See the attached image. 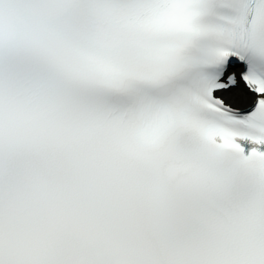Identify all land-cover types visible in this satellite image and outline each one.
Instances as JSON below:
<instances>
[{"label": "snow or ice", "instance_id": "obj_1", "mask_svg": "<svg viewBox=\"0 0 264 264\" xmlns=\"http://www.w3.org/2000/svg\"><path fill=\"white\" fill-rule=\"evenodd\" d=\"M0 264H264V0H0Z\"/></svg>", "mask_w": 264, "mask_h": 264}]
</instances>
